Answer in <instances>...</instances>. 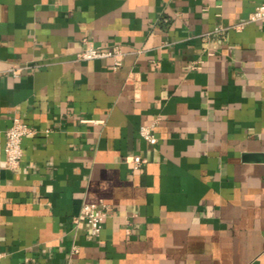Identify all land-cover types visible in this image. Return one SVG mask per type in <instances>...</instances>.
<instances>
[{"label":"crops","instance_id":"obj_1","mask_svg":"<svg viewBox=\"0 0 264 264\" xmlns=\"http://www.w3.org/2000/svg\"><path fill=\"white\" fill-rule=\"evenodd\" d=\"M263 2L0 0V264H264Z\"/></svg>","mask_w":264,"mask_h":264},{"label":"built area","instance_id":"obj_2","mask_svg":"<svg viewBox=\"0 0 264 264\" xmlns=\"http://www.w3.org/2000/svg\"><path fill=\"white\" fill-rule=\"evenodd\" d=\"M254 22H264V2L258 5L246 20L229 27H217L213 33L221 34L229 28L240 30L248 23ZM210 34L211 33H207L206 35L208 36ZM84 45L85 47L83 50L78 53V59L92 60L112 58L115 69L122 65L125 52L120 46L116 45L111 48L96 47L87 39H84ZM23 68L22 66H13L10 68V71L14 76H17ZM37 132L36 128L24 123L20 118H14L11 126L5 132L4 164L6 168L15 169L19 166L23 157V139L27 136L36 135ZM140 134L142 138L149 142L154 143L157 141L152 126H141ZM135 162L136 165L139 166L140 160L136 159ZM110 210V205L105 202H84L79 213L73 218V221L77 224L83 221L87 222L90 228V236L96 237L99 236L104 220L108 216ZM74 251L77 252L78 249L75 248Z\"/></svg>","mask_w":264,"mask_h":264}]
</instances>
